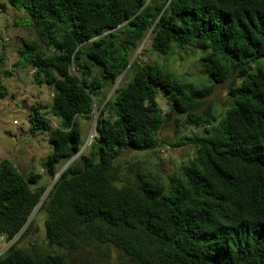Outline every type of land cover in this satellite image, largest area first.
Segmentation results:
<instances>
[{"label":"trees","instance_id":"obj_1","mask_svg":"<svg viewBox=\"0 0 264 264\" xmlns=\"http://www.w3.org/2000/svg\"><path fill=\"white\" fill-rule=\"evenodd\" d=\"M9 1L37 34L22 39L17 65L53 90L29 115L31 131L51 132L44 168L55 178L59 163L73 161L45 197L40 174L0 161V236L10 243L0 264H73L66 253L97 245L119 250V264H264V0ZM148 34L163 56L196 48L203 80L133 59ZM225 82L232 103L217 114L206 98ZM94 106L97 134L84 153L78 118L92 119ZM171 113L204 128L168 143L194 144L193 159L167 181L124 177L118 157L157 147ZM39 205L48 247L24 248Z\"/></svg>","mask_w":264,"mask_h":264},{"label":"rangeland","instance_id":"obj_2","mask_svg":"<svg viewBox=\"0 0 264 264\" xmlns=\"http://www.w3.org/2000/svg\"><path fill=\"white\" fill-rule=\"evenodd\" d=\"M26 19L27 15L16 9L9 0H0V57L5 60L0 68V88L6 89V94L0 98V161L11 160L25 176L31 172L40 174L41 184L47 186L45 197L55 180L44 168V163L52 152L51 132L31 131L29 115L31 107L37 102L43 105L51 103L53 90L47 84L40 85L35 82L34 70L30 66L17 65L18 49L22 47V39L37 37L33 28L24 24L23 21ZM151 38L152 35L148 34L144 43L133 54V59H142L145 62L158 61L187 80L195 82L203 80L207 70L201 62V53L196 51V48L191 46L187 51L177 50L173 55L163 56L153 50ZM261 63L264 65V61ZM131 75L128 71L119 78L115 86H108L104 93L105 97H110L117 86L126 85ZM162 99L160 93L158 100L167 113L168 108L163 104ZM206 99L207 104L216 108L217 114L223 112L232 103L227 82L218 83ZM98 115L99 109L94 106L92 119L78 118L84 139L81 152L89 151L92 139L97 134ZM48 116L55 127L58 123L57 119L52 118L51 114ZM202 134H204L203 127L177 123L175 114L171 113L161 129L160 143L157 147L152 150L126 149L118 157L117 162L126 166L124 177H132L136 172H142L167 181L179 173L182 164L189 163L193 159L195 151V145L192 143L179 147L168 143ZM65 165L66 163L58 164V174ZM39 208L40 205L29 220L32 224L31 233L20 243L24 248L30 247L32 243L42 249L48 247L45 230L47 214ZM9 245L10 243L0 236V253L2 251L4 253ZM59 249L58 246H54L55 252ZM66 254L69 262L73 264H119L122 260L120 251L112 246H90Z\"/></svg>","mask_w":264,"mask_h":264},{"label":"water","instance_id":"obj_3","mask_svg":"<svg viewBox=\"0 0 264 264\" xmlns=\"http://www.w3.org/2000/svg\"><path fill=\"white\" fill-rule=\"evenodd\" d=\"M73 161V158L72 159H70L67 163H66V165L61 169V171L59 172V174L55 177V179L60 175V173L71 163Z\"/></svg>","mask_w":264,"mask_h":264}]
</instances>
